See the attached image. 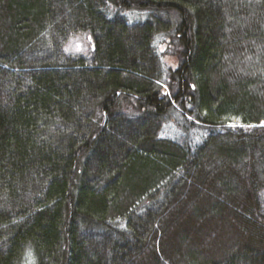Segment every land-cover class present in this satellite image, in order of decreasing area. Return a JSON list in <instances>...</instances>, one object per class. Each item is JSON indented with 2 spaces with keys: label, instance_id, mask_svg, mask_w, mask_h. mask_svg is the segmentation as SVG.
I'll use <instances>...</instances> for the list:
<instances>
[{
  "label": "trees",
  "instance_id": "16d2710c",
  "mask_svg": "<svg viewBox=\"0 0 264 264\" xmlns=\"http://www.w3.org/2000/svg\"><path fill=\"white\" fill-rule=\"evenodd\" d=\"M0 264H264V0H0Z\"/></svg>",
  "mask_w": 264,
  "mask_h": 264
},
{
  "label": "rangeland",
  "instance_id": "374dc122",
  "mask_svg": "<svg viewBox=\"0 0 264 264\" xmlns=\"http://www.w3.org/2000/svg\"><path fill=\"white\" fill-rule=\"evenodd\" d=\"M149 12L150 11H147V10L140 11V12H137L134 10H127V11L121 12V14L127 20L128 23H135V22H141L145 20ZM164 46L165 45L159 46V49L165 53L163 56L164 61L166 62V64L170 66H175L177 62L176 56L169 55L168 53H166ZM87 48H88L87 42L82 36H75L68 43V50L72 54H76V55L82 54L83 55L87 52ZM168 134L170 135V132H168ZM178 134L179 132H175L174 135H178Z\"/></svg>",
  "mask_w": 264,
  "mask_h": 264
}]
</instances>
